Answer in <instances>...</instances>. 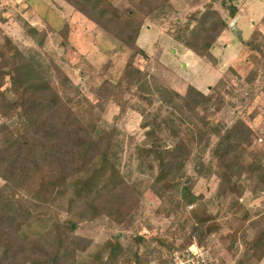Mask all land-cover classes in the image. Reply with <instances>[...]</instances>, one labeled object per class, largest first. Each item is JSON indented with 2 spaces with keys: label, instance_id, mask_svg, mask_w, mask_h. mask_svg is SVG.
<instances>
[{
  "label": "trees",
  "instance_id": "trees-1",
  "mask_svg": "<svg viewBox=\"0 0 264 264\" xmlns=\"http://www.w3.org/2000/svg\"><path fill=\"white\" fill-rule=\"evenodd\" d=\"M63 1L131 52L119 79L104 78L90 88L93 98H88L61 65L51 60L54 72L47 75L30 49L5 33L0 36V264H149L151 259L170 264L172 252L192 239L211 249L207 239L213 215L194 186L207 168L218 179L217 193L228 200L229 208L246 191L264 194V149L252 145L254 129L247 122L253 112L215 128L210 110L220 107L222 98L215 89L224 84L223 78L210 94L192 84L184 93L163 83L150 93L142 91L149 72L134 62L138 55L147 58L137 39L144 20L170 6L171 0H120L122 6L114 0ZM226 1L222 5L234 18L238 8ZM227 26L210 0L187 13L185 21H175L167 33L194 55L216 63L211 49ZM23 29L43 46L47 31L26 22ZM59 33L61 45H67L68 24ZM243 42L257 59L245 78L251 86L244 97L249 105L254 96L251 82L264 76V31L253 30ZM109 103L118 109L111 123L102 117ZM129 111L141 116V141L117 125ZM208 148L211 166L203 156ZM146 191L160 200L157 212L167 217L191 206L180 224L182 244L175 245L174 238L160 236L150 243L136 236L135 245L146 248L141 254L124 246L117 235L90 251L91 239L75 233L72 224L103 217L130 228ZM239 220L243 226L248 223L252 235L244 238L245 253L236 264L260 261L264 214L250 220L245 213ZM235 241V236L230 238V250ZM164 251H169L168 258H163ZM81 254H86L84 260Z\"/></svg>",
  "mask_w": 264,
  "mask_h": 264
},
{
  "label": "rangeland",
  "instance_id": "rangeland-1",
  "mask_svg": "<svg viewBox=\"0 0 264 264\" xmlns=\"http://www.w3.org/2000/svg\"><path fill=\"white\" fill-rule=\"evenodd\" d=\"M209 1L171 0L170 6H164L158 13L144 20L137 44L146 52L147 58L138 55L134 59L136 65L146 68L149 72L148 82L143 86L142 91L150 93L152 87H161L165 84L171 89L184 93L186 85L192 84L204 93L210 94L217 80L223 78L224 84L215 89L222 100L218 110H210L211 123L219 129L222 125L228 126L238 117L244 118L253 112L252 120L247 121L254 129L252 145L264 149V91L262 89L264 76L258 75L251 82L254 96L249 99V105H245L247 103L244 97H248V89L251 87L248 82L246 83L245 78L250 70L255 68L257 59L254 57L255 53L243 42L250 38L253 30L264 31V23L260 22L264 14V0L226 1L227 4H234L238 8L234 18L228 17L222 0H212L214 7L228 22L227 28L211 49L216 63L194 55L167 33L174 27L175 21H185L187 13L203 8ZM114 3L123 5L120 0H114ZM0 18L2 31L0 36L5 33L15 42L30 49L29 54L41 62L47 75H52L54 72L51 60L61 65L73 84L88 98H93L90 88L97 86L104 78L114 82L119 79L131 52L111 36L104 34L63 0H0ZM25 22L37 30L47 31L43 46L38 47L26 34L23 29ZM66 24H68V44L62 46V36L59 31ZM104 65L106 67L103 70ZM161 83L163 84L160 85ZM117 111V107L109 103L103 110L102 117L111 123ZM140 121L139 114L129 111L122 120L117 122V125L120 129L135 134L141 141L143 134L139 126ZM212 139L214 142L216 136ZM210 149L208 148L203 155L208 166L213 165ZM187 168L190 174L194 173L191 162H188ZM217 184L216 176L210 169L204 168L194 186L195 194L203 197L202 202L208 212L213 215L212 232L207 239L211 249H207L222 264H236L245 253L244 238L249 239L252 235L248 223L245 226L241 225L239 218L245 213L250 216V220L256 215L264 214V194L246 191L238 198V203L229 208L228 200L222 199L217 193ZM244 184H247V180H244ZM159 206L160 200L146 191L140 200V206L133 211L130 228L125 229L122 225H117L103 217L92 222L74 225L75 233L91 239L90 251L107 239H114L117 235L124 246H130L132 250L138 248L141 254H144L146 248L143 244L135 245L133 238L136 236H142L145 242L150 243L160 236L168 240L174 238L175 245L182 244L185 233L180 229V224L187 217V210L191 206H186L185 209L172 213L169 217L162 212H157ZM238 228L243 229L236 232ZM233 236L236 237V241L230 250V238ZM162 249L164 250V247ZM179 250L181 249L174 251ZM163 253L165 259L169 251ZM79 257L84 260L86 254H81ZM133 261L131 260L132 264ZM158 261V259H151L149 264H159ZM247 262L264 264V254L260 261L251 259Z\"/></svg>",
  "mask_w": 264,
  "mask_h": 264
},
{
  "label": "built area",
  "instance_id": "built-area-1",
  "mask_svg": "<svg viewBox=\"0 0 264 264\" xmlns=\"http://www.w3.org/2000/svg\"><path fill=\"white\" fill-rule=\"evenodd\" d=\"M170 264H222L207 248L190 243L184 249L174 251Z\"/></svg>",
  "mask_w": 264,
  "mask_h": 264
},
{
  "label": "water",
  "instance_id": "water-1",
  "mask_svg": "<svg viewBox=\"0 0 264 264\" xmlns=\"http://www.w3.org/2000/svg\"><path fill=\"white\" fill-rule=\"evenodd\" d=\"M72 227L74 228V225L72 224Z\"/></svg>",
  "mask_w": 264,
  "mask_h": 264
},
{
  "label": "crops",
  "instance_id": "crops-1",
  "mask_svg": "<svg viewBox=\"0 0 264 264\" xmlns=\"http://www.w3.org/2000/svg\"><path fill=\"white\" fill-rule=\"evenodd\" d=\"M69 5V4H68ZM70 6V5H69ZM71 7V6H70ZM227 31V30H226Z\"/></svg>",
  "mask_w": 264,
  "mask_h": 264
}]
</instances>
